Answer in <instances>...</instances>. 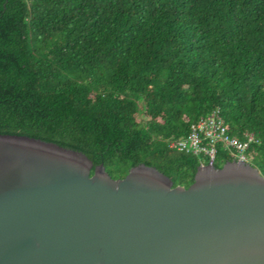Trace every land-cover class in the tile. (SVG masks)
<instances>
[{"label":"trees","instance_id":"trees-1","mask_svg":"<svg viewBox=\"0 0 264 264\" xmlns=\"http://www.w3.org/2000/svg\"><path fill=\"white\" fill-rule=\"evenodd\" d=\"M217 111L264 177V0H0V134L189 187L168 142ZM218 145L214 162L233 161Z\"/></svg>","mask_w":264,"mask_h":264},{"label":"water","instance_id":"water-1","mask_svg":"<svg viewBox=\"0 0 264 264\" xmlns=\"http://www.w3.org/2000/svg\"><path fill=\"white\" fill-rule=\"evenodd\" d=\"M0 264H264V177L199 166L189 187L139 164L0 134Z\"/></svg>","mask_w":264,"mask_h":264},{"label":"built area","instance_id":"built-area-1","mask_svg":"<svg viewBox=\"0 0 264 264\" xmlns=\"http://www.w3.org/2000/svg\"><path fill=\"white\" fill-rule=\"evenodd\" d=\"M253 140L252 134H245L244 140L230 136L218 112L213 111L192 123L185 138L168 142V147L213 165L218 145H222L234 160L248 163L245 153Z\"/></svg>","mask_w":264,"mask_h":264}]
</instances>
